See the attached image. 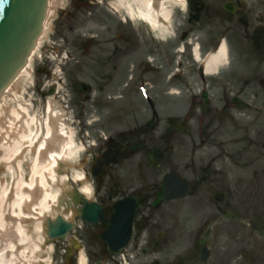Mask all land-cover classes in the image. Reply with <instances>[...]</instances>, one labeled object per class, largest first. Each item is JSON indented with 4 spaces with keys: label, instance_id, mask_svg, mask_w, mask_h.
Masks as SVG:
<instances>
[{
    "label": "flooded vegetation",
    "instance_id": "af4514ba",
    "mask_svg": "<svg viewBox=\"0 0 264 264\" xmlns=\"http://www.w3.org/2000/svg\"><path fill=\"white\" fill-rule=\"evenodd\" d=\"M262 8L264 0H185L173 37L161 41L106 0L58 3L51 37L61 60L34 75L50 82L47 94L83 147L82 180L69 173L68 191L43 220L59 216L68 226L53 242L62 264L79 256L87 264H264ZM222 41L225 62L209 71ZM174 100L187 101L182 115ZM168 177L169 192L193 193L165 201ZM113 218L130 235L118 255L100 239Z\"/></svg>",
    "mask_w": 264,
    "mask_h": 264
},
{
    "label": "rangeland",
    "instance_id": "374dc122",
    "mask_svg": "<svg viewBox=\"0 0 264 264\" xmlns=\"http://www.w3.org/2000/svg\"><path fill=\"white\" fill-rule=\"evenodd\" d=\"M106 1L114 5L116 10L128 18V20L135 24V26L142 25L144 29H150V27L147 24L142 23L138 17V12L142 11V7L136 0ZM244 1L252 2L253 0ZM159 5L162 10L171 12L170 18L167 20V22L159 19L161 27L157 31L154 30L153 34L159 40L166 41L173 37L175 28L177 27L178 19L181 18L182 14L185 12V9H182L181 2L177 0H159ZM262 9L264 10V8ZM101 10L105 12L103 7H101ZM45 38L39 42V48L35 52V58H40L38 61H42L40 65L45 64L48 61L46 56H52L55 58L56 53L54 38L50 37V41L52 42L50 43V46H52L53 49L46 45V42L44 41ZM59 45H61L60 40ZM246 45L247 44L245 43L243 36H239L237 47H246ZM34 65L36 67V63L33 64V68H35ZM40 81L43 82V85L47 83L43 76H39L38 78L34 76H28L23 78L18 85L19 89L17 93L12 97L7 98L3 102V107L7 108L10 112L17 111L21 106L25 107L26 111L22 123V130L19 133V136H17L18 139L16 141L17 144L15 148L8 147V149L5 151L0 150V221L3 220V214L10 210L12 203L15 207L14 201L20 200L22 186L24 187L31 184L35 185V182L39 181L44 184L41 187V195L36 204L39 202V200L43 199L45 195V202L50 203L52 202V197H58L59 200L60 196L63 194L64 186L61 185L57 180L53 181L51 179V171L48 164L46 162L39 164L36 163L37 159L35 148L32 146L31 142L36 138L40 140V137H42L44 134L43 126L49 114H54L57 122L61 123L62 129L64 130L66 136H68L69 131H72V128L74 129V125L70 123L71 119L69 114H66V109L57 105L58 103L55 95L50 96L47 94L50 82L47 83L42 91L37 92L36 86L39 85ZM64 94L65 92H63V96ZM171 103L174 105V107L171 108L172 111L175 112V114L177 113L182 115L186 109L187 101L174 100ZM63 105H66V103H63ZM49 106L51 107L50 113ZM166 107L167 105L164 106V108ZM33 119H36V123H31V120ZM20 137L24 138L20 139ZM70 150L74 151V154L66 168L69 169V172L67 173L66 171V173L64 172L63 175L65 177L72 172L74 179V175L80 176V170L75 166V164L72 165V162H77L76 160L82 152L78 140H74V147ZM8 156H10V159H12L10 161L12 162L7 159ZM68 187L69 186H67V188ZM32 208L33 207L31 206L29 210ZM51 213L52 211H49L43 216ZM34 219L35 220H31L30 223L25 224L32 242L31 244L23 243L19 245L18 250L14 254L17 259V264H50V260L52 258L53 262L59 259V253L57 254L55 252V247H45L43 244L44 236L37 235L33 232V225L37 222H41V219ZM1 233L4 234L2 229L0 230V234ZM3 239V244H7L9 242L16 243L18 241V237L16 236H13V240L12 237L10 238L7 236L3 237ZM37 245L40 247L36 249ZM2 247L4 246H1V248ZM11 253L13 252H8V254Z\"/></svg>",
    "mask_w": 264,
    "mask_h": 264
},
{
    "label": "bare ground",
    "instance_id": "6f19581e",
    "mask_svg": "<svg viewBox=\"0 0 264 264\" xmlns=\"http://www.w3.org/2000/svg\"><path fill=\"white\" fill-rule=\"evenodd\" d=\"M139 5L142 7V11L138 12V17L140 21L146 23L153 30H158L161 27L159 19L164 22L170 18V11L162 10L159 5V0H136ZM180 1L181 0H177ZM156 6V7H155ZM55 0H49V7L47 9L46 18L50 20L51 16L54 14L55 9ZM45 21V26H46ZM225 57V48L223 45L220 46L218 51L211 56L208 62V70H214L216 67L220 66ZM28 75L27 66L22 69L16 78L12 81V83L8 86V88L2 93L1 103H0V150H7L8 147L15 148L17 136L22 130V123L25 116V107H19L17 111L10 112L7 108L3 107V102L9 97L14 96L17 93L19 87L18 85ZM3 112V113H1ZM51 112V107L49 106V113ZM35 122L36 119L31 120V123ZM46 136L43 138L44 141L40 146L39 140L36 138L31 143L32 146L36 149V163H47L49 169L51 171V179L53 181H58L61 185L66 184V178L64 176H59L57 174V170L59 165L62 166L69 159H72L74 151L70 150L74 147L73 142L67 143L65 146L62 144L65 143L63 137V131L57 128V119L52 118L51 115L46 118L45 122ZM73 132H70L72 135ZM24 137H20L23 139ZM62 145V148L60 149ZM16 153V152H15ZM10 159V156L7 157ZM15 160V156H14ZM12 162V161H10ZM82 177L78 176L77 181H80ZM38 184V185H37ZM40 184V185H39ZM44 184L39 181L35 182V185L31 184L28 186H22L21 197L20 200H15L13 206L9 211L3 214V220L0 221V230L4 232V234H0V264H17V259L14 256L16 251L19 248V245L23 243L31 244V237L26 228V220H35L43 219V215L51 211L55 203L58 201V197H52V202H45V197L39 200L36 204L37 200L41 195V187ZM83 194L85 196H90V192L87 189L83 190ZM33 207L31 210L30 207ZM37 207V208H36ZM33 232L37 235H44V227L41 222H37L33 225ZM18 237V241L16 243L9 242L7 244H3V237ZM40 246L37 245L36 249ZM8 252H13L8 254ZM83 262L81 261V264Z\"/></svg>",
    "mask_w": 264,
    "mask_h": 264
},
{
    "label": "water",
    "instance_id": "95a60500",
    "mask_svg": "<svg viewBox=\"0 0 264 264\" xmlns=\"http://www.w3.org/2000/svg\"><path fill=\"white\" fill-rule=\"evenodd\" d=\"M48 0H0V98L25 65L27 58L42 32ZM171 188L166 181L163 199L175 201L184 199L191 192H168ZM189 188V187H188ZM115 207V213L122 212V205ZM122 219L113 218L108 231L101 236L107 243L108 251L118 254L128 243L129 235L118 224ZM61 220L55 226L49 225L47 235L53 239L62 236L66 230Z\"/></svg>",
    "mask_w": 264,
    "mask_h": 264
}]
</instances>
